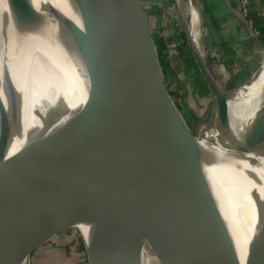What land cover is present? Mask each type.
Segmentation results:
<instances>
[{
  "label": "water",
  "instance_id": "obj_1",
  "mask_svg": "<svg viewBox=\"0 0 264 264\" xmlns=\"http://www.w3.org/2000/svg\"><path fill=\"white\" fill-rule=\"evenodd\" d=\"M6 1L17 24L31 25L35 35L41 32L44 16L33 9L30 0ZM65 1L67 10L51 5L52 31L47 49L70 77L78 79L84 101L72 107L68 97L62 95L64 93L60 95V88L55 85L54 91L60 96L48 107L42 102L45 97L41 89L48 73L41 71L42 67L38 65L28 67L25 60L28 83L8 111L0 89V251L12 234L45 205L43 215L34 224L25 243L28 260L40 246L81 225L75 211V189L71 184L77 177L75 163L110 140L173 215L183 231L187 254L174 231L158 214L147 211L144 216H139L140 200L123 187L119 199L129 225L125 228L116 218L112 219L111 228L104 225L103 229H111L113 234L108 245L102 240L108 233L102 231V235L95 238L88 232V239L84 238L90 264H119L116 256L125 248L126 236L124 231L123 234L118 231L126 229L139 254H143L144 235L150 232L148 243L161 261L167 257L171 243L177 254L168 259V264L177 261V264H198L202 255L211 264H264V246L260 250L249 247L245 261L242 259L229 217L225 227L166 145L157 128L154 112L142 92L143 75L135 64L134 53L138 52L152 79L160 115L177 119L184 137L192 142L207 139L211 143L213 139L218 142L213 134L220 133L232 139L229 101L239 90L258 80L264 61L250 80L224 92L204 58L196 54L186 24L190 50L215 95L202 120L200 134H194L166 87L143 0ZM238 12L242 15L241 7ZM244 21L256 39L248 21L245 18ZM2 80L3 89L11 90L13 84L8 68H3ZM28 102L33 104L31 119L36 122L34 126L41 125L29 131L24 121ZM262 118L264 108L251 128ZM263 137L264 132L253 135L247 151L256 150ZM232 151L228 152L230 159L237 153L235 149ZM222 177L227 206H231V164L225 168ZM89 194L81 191L79 199L90 202ZM253 211L255 224L264 223V203L255 206ZM138 216L141 220L137 224ZM133 256H136L134 246L128 248L129 262H135Z\"/></svg>",
  "mask_w": 264,
  "mask_h": 264
},
{
  "label": "bare ground",
  "instance_id": "obj_2",
  "mask_svg": "<svg viewBox=\"0 0 264 264\" xmlns=\"http://www.w3.org/2000/svg\"><path fill=\"white\" fill-rule=\"evenodd\" d=\"M178 1L183 2L184 0ZM187 1L189 3L187 31L196 54L203 58L204 51L201 40L203 30L198 6L195 0ZM29 4L32 5L35 11H40L44 16L43 28L38 35H35L31 25L17 24L7 1L0 0V89L6 111L12 107L27 86L28 68L24 60L28 63V67L35 68L38 65L42 67L41 71L48 73V79L41 87L45 97L42 102L46 103L48 107L52 106L62 93H64L62 95L68 97L72 107L82 104L84 96L82 95L80 82L76 77H70L61 62L48 53L47 49L52 31L51 5L54 4L63 10H67L66 1L30 0ZM134 59L136 66L139 67L143 75L141 81L142 92L154 112L156 125L163 140L225 227L229 217L240 256L245 261L249 247L260 250L264 246V223L255 224L253 219L254 207L264 203V185L257 188L258 179L264 176V137L256 150L247 151L246 149L253 135L264 132V118L254 128H251L256 115L264 106V96L260 98L261 101L258 100L259 96L255 98L248 109L237 116L234 115V108L231 101H229L232 139L224 133L213 134V137H217V140L220 138L214 156L213 147L215 142L211 143L208 139L188 141L184 137L177 119L165 118L160 115L156 103L155 87L142 58L136 51ZM3 68L5 70L8 68L11 73V83L13 85L12 92L9 95H7V92L11 90L6 87L5 94L3 89ZM257 78L256 86L258 81L264 78V65ZM55 85L60 88L58 92L60 95L54 91ZM260 102L261 104H259ZM31 106L33 104L30 105L28 102L24 119L28 131L34 127H41L39 123L34 126L36 122L31 119ZM16 146L17 142L14 144L13 150ZM187 146L191 149L186 153L184 150L188 149ZM234 149L237 150V153L235 157L230 159L228 152H233ZM189 152L193 153L189 154ZM228 164H231L233 168L232 187H230L233 194L230 202L231 206H227L226 189L222 177V173ZM75 169L77 177L70 183L75 189V211L81 220L80 227L86 234L89 232L92 236L98 238L102 235L100 234L102 231L103 233L106 232L108 234L102 240L104 245H108V243H111L110 240L113 234L111 235V229H103L104 225L111 228L112 219L115 220L116 218L125 228L128 227L129 222L125 220L122 214V205L119 199V191L123 187H127L141 202L139 216H144L147 211L158 214L174 231L183 250L186 240L181 227L166 206L130 167L126 158L112 141H106L104 147L96 149L78 160L75 163ZM81 191L90 192L91 195H89L92 197L90 202L79 199ZM83 194L86 195V193ZM45 206L28 218L7 240L0 251V264H29L25 253V243L37 218L43 215V211L46 209ZM140 220V217L137 218V224L140 223ZM123 231L126 236L125 248L117 254L116 260H119L117 262L119 264H149L146 254L144 252L139 254L138 247L129 239L128 229L120 230L118 233L123 234ZM260 236H262V239H260ZM133 246L134 251L136 250V256L132 257L135 262H129L128 248ZM167 250L168 255L164 259V264H168V259L177 254L171 243ZM184 253L187 254V251ZM198 264L211 263L202 255Z\"/></svg>",
  "mask_w": 264,
  "mask_h": 264
},
{
  "label": "rangeland",
  "instance_id": "obj_3",
  "mask_svg": "<svg viewBox=\"0 0 264 264\" xmlns=\"http://www.w3.org/2000/svg\"><path fill=\"white\" fill-rule=\"evenodd\" d=\"M143 2L152 24V36L155 40L158 63L166 87L192 132L198 134L203 128L202 120L206 116L207 109L213 104L215 95L199 71L187 42L185 24L189 20V3L187 0L183 2L178 0H143ZM196 4L203 30L201 35L203 58L222 90L230 91L240 86L242 79L244 77L247 79L248 75L244 74L237 58L231 55V49L224 44V41L219 40V35L212 34L211 26L205 23L206 18H204L197 0ZM254 84L239 90L231 99L234 115L244 113L258 96V100L263 98L264 78L258 81L257 86ZM1 116L2 109L0 107V119ZM219 140L220 138L213 147L214 156ZM261 185H264V176L258 179L257 188ZM84 237L88 239L87 234L80 226L71 228L37 248L30 256L29 264H90L89 250ZM150 238V232L147 231L143 238L145 243L143 252L146 254L147 261L149 264H164V260L161 261L149 245ZM183 251H187L186 243ZM175 263L177 264L179 261Z\"/></svg>",
  "mask_w": 264,
  "mask_h": 264
},
{
  "label": "crops",
  "instance_id": "obj_4",
  "mask_svg": "<svg viewBox=\"0 0 264 264\" xmlns=\"http://www.w3.org/2000/svg\"><path fill=\"white\" fill-rule=\"evenodd\" d=\"M197 1L206 18L205 23L211 26L212 34L219 35V40L224 41L231 49V55L237 58L244 74L248 75L247 79H242L244 84L252 78L264 61V0H250V18L259 32L256 39L252 37L243 16L239 14L236 0Z\"/></svg>",
  "mask_w": 264,
  "mask_h": 264
},
{
  "label": "built area",
  "instance_id": "obj_5",
  "mask_svg": "<svg viewBox=\"0 0 264 264\" xmlns=\"http://www.w3.org/2000/svg\"><path fill=\"white\" fill-rule=\"evenodd\" d=\"M236 1H237V4L239 3V5L237 6L241 7L242 9V16L248 21L249 26L253 29L255 34L258 36L259 32L257 29L254 28V22L250 18V12H251L250 0H236ZM262 16L264 18V9L262 10Z\"/></svg>",
  "mask_w": 264,
  "mask_h": 264
},
{
  "label": "trees",
  "instance_id": "obj_6",
  "mask_svg": "<svg viewBox=\"0 0 264 264\" xmlns=\"http://www.w3.org/2000/svg\"><path fill=\"white\" fill-rule=\"evenodd\" d=\"M153 39H154V37H153ZM201 75V74H200Z\"/></svg>",
  "mask_w": 264,
  "mask_h": 264
}]
</instances>
